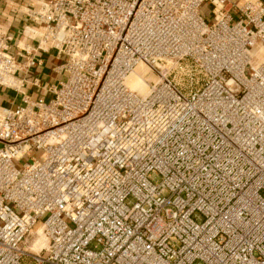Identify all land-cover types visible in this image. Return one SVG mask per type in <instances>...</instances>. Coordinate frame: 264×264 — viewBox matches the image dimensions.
I'll return each instance as SVG.
<instances>
[{
	"label": "built area",
	"instance_id": "obj_1",
	"mask_svg": "<svg viewBox=\"0 0 264 264\" xmlns=\"http://www.w3.org/2000/svg\"><path fill=\"white\" fill-rule=\"evenodd\" d=\"M25 15L28 65L54 50L63 79L48 99L22 93L0 33V89L21 94L0 106V264H264V1L42 0ZM140 65L145 94L127 85Z\"/></svg>",
	"mask_w": 264,
	"mask_h": 264
},
{
	"label": "crops",
	"instance_id": "obj_2",
	"mask_svg": "<svg viewBox=\"0 0 264 264\" xmlns=\"http://www.w3.org/2000/svg\"><path fill=\"white\" fill-rule=\"evenodd\" d=\"M42 0H0V33L11 37L9 51L20 64L17 76L24 80L22 93L32 99L51 97L44 90L46 85L56 84L63 79L59 66L63 57L54 50L49 52H33L31 58L34 65H28L24 51L30 45H35L38 36L36 25L26 17V8H34ZM237 6H241L247 0H233ZM264 1V0H262ZM21 104V94L0 89V106L14 107Z\"/></svg>",
	"mask_w": 264,
	"mask_h": 264
},
{
	"label": "rangeland",
	"instance_id": "obj_3",
	"mask_svg": "<svg viewBox=\"0 0 264 264\" xmlns=\"http://www.w3.org/2000/svg\"><path fill=\"white\" fill-rule=\"evenodd\" d=\"M212 4L205 2L201 5L200 7V13L205 17V21L207 23H210L213 19L212 16ZM162 73H165L167 76H169L170 79H172L176 84H178L180 87L182 88H191L192 86L195 87L197 85L192 84L189 87V83L190 80L188 79L187 76L184 75L185 73V69L183 68V66H176L173 65V63H169L167 65H164L161 67L160 70ZM148 76H150V73H148L147 75L144 76V78H147ZM197 84H200V82L198 81ZM35 158L39 159V153H35ZM38 238V235L36 234V227L32 230L31 235L27 238L26 240V246H31L33 244V242ZM40 238V237H39ZM44 235H41V240L39 245H43L42 247L46 246V240Z\"/></svg>",
	"mask_w": 264,
	"mask_h": 264
},
{
	"label": "bare ground",
	"instance_id": "obj_4",
	"mask_svg": "<svg viewBox=\"0 0 264 264\" xmlns=\"http://www.w3.org/2000/svg\"><path fill=\"white\" fill-rule=\"evenodd\" d=\"M146 74V69L143 66H138L133 73L130 74V76L127 78V85L133 89L137 90L140 94L147 93L148 85L146 83V80L144 78V75ZM38 238L33 242L32 249L34 251H38L41 248H43V245H39L41 240L42 232L40 229L37 230ZM40 237V238H39ZM45 241V240H44Z\"/></svg>",
	"mask_w": 264,
	"mask_h": 264
}]
</instances>
